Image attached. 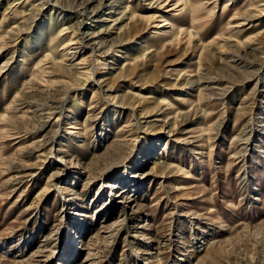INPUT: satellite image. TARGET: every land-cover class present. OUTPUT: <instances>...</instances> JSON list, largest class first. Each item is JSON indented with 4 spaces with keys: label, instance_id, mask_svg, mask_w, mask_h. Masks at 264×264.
Instances as JSON below:
<instances>
[{
    "label": "rangeland",
    "instance_id": "rangeland-1",
    "mask_svg": "<svg viewBox=\"0 0 264 264\" xmlns=\"http://www.w3.org/2000/svg\"><path fill=\"white\" fill-rule=\"evenodd\" d=\"M67 263L264 264V0H0V264Z\"/></svg>",
    "mask_w": 264,
    "mask_h": 264
},
{
    "label": "bare ground",
    "instance_id": "bare-ground-1",
    "mask_svg": "<svg viewBox=\"0 0 264 264\" xmlns=\"http://www.w3.org/2000/svg\"><path fill=\"white\" fill-rule=\"evenodd\" d=\"M71 249V247L69 248V250ZM67 264H70V263H67Z\"/></svg>",
    "mask_w": 264,
    "mask_h": 264
}]
</instances>
